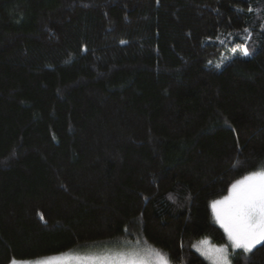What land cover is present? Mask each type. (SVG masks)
I'll return each mask as SVG.
<instances>
[{"label":"trees","instance_id":"trees-1","mask_svg":"<svg viewBox=\"0 0 264 264\" xmlns=\"http://www.w3.org/2000/svg\"><path fill=\"white\" fill-rule=\"evenodd\" d=\"M263 21L264 0H0V264L124 242L204 264L211 202L264 169Z\"/></svg>","mask_w":264,"mask_h":264},{"label":"snow or ice","instance_id":"snow-or-ice-1","mask_svg":"<svg viewBox=\"0 0 264 264\" xmlns=\"http://www.w3.org/2000/svg\"><path fill=\"white\" fill-rule=\"evenodd\" d=\"M251 11V9H249ZM248 33V29H244ZM249 37L246 36V40ZM236 49H233L235 52ZM240 54L247 56L249 50L242 44ZM220 67L219 64L216 65ZM215 222L224 230L233 250L241 249L250 253L264 243V169L253 171L234 181L228 188V195L211 202ZM205 238L193 245L203 255L213 260V264H229L228 247L225 245L208 248ZM156 257V264H168L164 255L155 249H145ZM92 264H147L140 250L120 252L103 257L83 258ZM61 257H47L35 261L13 259L11 264H57Z\"/></svg>","mask_w":264,"mask_h":264},{"label":"rangeland","instance_id":"rangeland-1","mask_svg":"<svg viewBox=\"0 0 264 264\" xmlns=\"http://www.w3.org/2000/svg\"><path fill=\"white\" fill-rule=\"evenodd\" d=\"M260 28H261L260 29L261 31H264V21L261 23ZM226 195H228V193ZM226 195H224V196H226ZM211 212H212V209H211ZM212 216H213V214H212ZM222 231L224 233L223 229H222ZM224 235H225V233H224ZM203 239H205V238H203ZM200 240H202V239H200ZM200 240L196 241L193 245L197 244ZM207 240L209 241V244L207 246L208 248H211L212 246L218 247L221 245L227 246L228 247V257L230 255V252L236 251V250H233L231 248V246L227 240L226 235H225L224 243H221V244L220 243H214V242L210 241V239H207ZM145 249H148V248H146L142 245H138V244L136 245L135 243H132V242H124V243L119 244V245H110V244L101 245L100 244V246H92V247H87L84 249H76V250H73V251H70L67 253H63L60 255H54V256H50V257H61V260L58 261L57 264H92L91 261H87L83 258H86V257H103L105 255H111V254L120 253V252H130L132 250H140L143 253V258L147 261V264H156V257L154 255L149 254V253H145L144 252ZM193 249L199 255V257L204 262V264H213V260L211 258L203 255L200 251H197V249L195 247H193ZM237 250H241V249H237ZM45 258H47V257H45ZM40 259H44V258H40ZM36 260H38V259H36ZM31 261H35V260H31ZM9 264H11V263H9ZM97 264H98V262H97ZM168 264H171V263L168 261ZM229 264H230V260H229Z\"/></svg>","mask_w":264,"mask_h":264}]
</instances>
